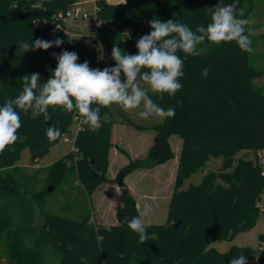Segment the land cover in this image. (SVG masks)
<instances>
[{"label":"trees","instance_id":"trees-1","mask_svg":"<svg viewBox=\"0 0 264 264\" xmlns=\"http://www.w3.org/2000/svg\"><path fill=\"white\" fill-rule=\"evenodd\" d=\"M76 0H0V106L15 98L23 87L22 78L39 73L46 82L57 66L53 53L75 52L78 63L88 61L90 68L112 67L113 45L136 54V41L152 30L148 21H180L195 31L198 25L211 22L208 12L219 0H124L119 4L96 1L102 21L97 51L88 39L74 40L58 26L57 16L65 13ZM239 0L245 17L250 10ZM233 0H223L232 3ZM44 22L41 28L39 23ZM109 25L114 29H110ZM131 32L132 39L123 34ZM56 38L50 37V32ZM255 47V39L246 29ZM63 40L60 47L47 51L36 49L21 53L19 45L36 39ZM207 51L200 56H186L182 89L174 96L162 98L149 93L161 107L175 109L174 117L163 118L151 127L153 144L143 159L130 161L114 179H108L113 108L101 109V127L93 132L82 126L73 140V150L47 168L46 184L60 185L73 173L88 196L103 182H114L120 190L121 207L116 225L105 227L90 222V215L80 220L55 214L36 218L32 202L39 204L43 191L28 195L16 180V163L27 147L34 165L55 145L78 118L75 112L49 108L51 119H36L21 113L19 139L0 153V264H229L241 254L247 261L257 257L264 264V234L258 247L232 246L225 252L211 247L216 238L232 241L239 233L250 231L264 220V86L251 81L264 75V66L253 67L250 54L235 41L215 44L205 41ZM208 68L207 77L202 75ZM121 123L144 129L121 116ZM56 126L61 136L50 141L48 127ZM181 140L172 194L166 220L161 224H145L148 240L141 243L128 221L140 216L136 201L124 178L137 168H153L174 157L170 137ZM242 151L254 158L237 157ZM222 158L221 167L206 173L199 184L180 189L183 181L206 166L211 158ZM92 161V163H91ZM90 167L100 172L93 176ZM21 182V181H20ZM177 228L173 224L178 223ZM52 257V258H51ZM3 260V261H2Z\"/></svg>","mask_w":264,"mask_h":264},{"label":"clouds","instance_id":"clouds-1","mask_svg":"<svg viewBox=\"0 0 264 264\" xmlns=\"http://www.w3.org/2000/svg\"><path fill=\"white\" fill-rule=\"evenodd\" d=\"M238 5L239 0L227 4L219 0L208 9L211 22L206 26L198 25L195 31L180 21L153 17L148 21L150 33L136 41L137 53H127L114 44L111 57L115 65L102 70L90 68L88 61L78 63L79 56L75 52L53 53L57 66L47 81L41 82L39 73L24 76L22 91L0 106V153L19 139L21 113H30L32 119L43 115L44 120L49 121V108H61L75 112L80 125L97 133L101 127V109L114 104L126 111L141 109L138 115L143 119L174 117L175 109L158 105L149 90L162 98L164 94L174 96L182 89L180 79L184 75V59L178 53H184L185 57L200 56L207 51L200 47L205 41L215 44L235 41L242 51H254L246 34V26L252 21L244 18V9ZM123 34L132 39L129 30ZM62 43L60 38L54 41L36 39L31 44H20L19 50L21 53L36 49L47 51ZM208 74L209 69L204 68L202 75L207 77ZM46 135L50 141H55L60 138L61 131L59 127L50 126ZM148 214L146 206L140 216L127 222L141 243L148 240L147 226L141 216ZM229 264H247V257L241 254L232 258Z\"/></svg>","mask_w":264,"mask_h":264},{"label":"rangeland","instance_id":"rangeland-1","mask_svg":"<svg viewBox=\"0 0 264 264\" xmlns=\"http://www.w3.org/2000/svg\"><path fill=\"white\" fill-rule=\"evenodd\" d=\"M78 1V0H76ZM75 1V2H76ZM105 3H111L113 0H103ZM252 0L246 1L244 8L247 7L248 3ZM257 2L255 6L254 14L247 17L251 20L252 26H258L262 20H264V4L261 3L262 0H254ZM262 5L257 8L258 5ZM85 8L90 9L91 4L84 5ZM252 10V9H251ZM44 22L38 24L37 27L41 28ZM257 33L254 32L253 35ZM69 35L74 40L82 39V31L80 29L71 30ZM253 48L254 51L250 54L249 62L253 67L261 68L264 66V38L259 39ZM255 86L262 87L264 86V75L257 77L251 81ZM147 87L146 85H142ZM149 92H151L149 90ZM113 118L118 119L119 112L116 108H120L119 105H112ZM116 110V111H115ZM115 111V112H114ZM130 115L137 124H151L159 123L163 118L150 117L148 119L141 118L138 113L139 109L129 110ZM121 119V117H119ZM77 124L73 122L69 127L70 132L66 133L55 145L51 146L48 152L38 161V163L32 165L30 161V153L27 147H23L20 154V159L16 163V180L20 183L22 190L26 191L28 195H31L34 192L43 191L41 197H39L38 202L41 206L32 202L30 207V212L36 217H40L43 214H55L59 216H64L74 220H80L86 215H90V222L99 225H105L98 214L93 213L94 203L91 200L92 198L88 196L83 188L80 186L77 175L73 173L66 180H64L60 185L56 186L48 182L46 184L47 177V168L53 164L55 161L65 156L67 153L73 150V134L76 131ZM134 130V129H133ZM170 144L173 150V153L181 145V140L177 136H171ZM237 157H250L254 158V154L246 151H242L237 154ZM174 158V157H173ZM170 159V165L173 163L174 159ZM259 159L264 160V153L258 155ZM168 162V161H167ZM222 164V158H211L206 166L202 168L197 173H194L185 181H183L180 189L184 190L190 185H197L200 183L202 177L208 172H216ZM114 179V178H113ZM166 174L161 173L158 175L157 179V192L159 193V209L151 217H142L145 224H161L166 220L165 214V204L169 203V200L166 202L165 197L168 198L169 193L173 190L174 179L169 185L166 183ZM111 180V179H110ZM21 181V182H20ZM104 184H113L114 182H103ZM166 183V185H165ZM52 188V190H49ZM261 207H264V201L260 203ZM163 209V211H162ZM108 220V219H107ZM264 234V220L260 219L257 224L250 229V231L236 234L232 241H228L224 238H216L211 242V247L215 248L219 252H225L229 250L232 246L240 247H251L256 249L258 247L259 235ZM52 258V257H51ZM3 261V260H2Z\"/></svg>","mask_w":264,"mask_h":264},{"label":"crops","instance_id":"crops-1","mask_svg":"<svg viewBox=\"0 0 264 264\" xmlns=\"http://www.w3.org/2000/svg\"><path fill=\"white\" fill-rule=\"evenodd\" d=\"M123 1L124 0H113V2H111L110 4H119ZM261 3L264 4V0H262ZM254 5H257V2L252 0L245 8L250 10L247 17L254 14ZM261 6L262 5L260 4L257 8ZM262 13H264V11H262ZM259 23L260 24L258 26H252L251 23L246 26L248 33L253 36L256 42L259 39L261 40V38H264V20ZM256 31L257 33L253 35ZM116 110H118L119 115L117 117L118 119H114L112 117L115 123L112 125L111 129L112 146L110 148L109 164L106 172V177L108 179H113L118 171L122 167L127 165L130 161L145 158L147 156L149 148L153 144V139L156 134V132L151 127H153L157 123H149L147 125L137 124L133 120L129 111L124 110L121 106L118 109L116 108ZM140 110L141 109H139V111ZM121 116H125L136 125L144 127V129H137L134 126L128 125L126 123H121V119L119 118ZM180 146L178 147L177 152H174V160L171 165L170 161H168L153 168H137L124 178L130 194L136 201L139 215H141L146 206L149 208V214L147 216H141V218L151 217L159 209L158 201L160 198H158L159 193L157 192L158 175H160L161 173L166 174V178H168L166 180V183H168L167 185H169L170 183L172 185V181L173 179H175L176 169L178 166ZM171 194L172 192L169 193L168 198L165 197L166 202L170 200ZM90 197L92 198L91 200L95 205L93 206V213L95 215L98 214L101 221L105 224H102V226L110 227L116 225L117 221L115 214L117 209L121 207V201L119 198L120 190L118 185L116 183H102L96 188V190ZM168 204L169 203L165 204L164 215H167Z\"/></svg>","mask_w":264,"mask_h":264},{"label":"built area","instance_id":"built-area-1","mask_svg":"<svg viewBox=\"0 0 264 264\" xmlns=\"http://www.w3.org/2000/svg\"><path fill=\"white\" fill-rule=\"evenodd\" d=\"M96 1L97 0H78L73 3L65 13L58 14L57 20L59 22L58 26H61L67 33L72 29H80L82 31L81 38L88 39L90 46L98 51V38L102 27V21L98 18L99 8ZM86 4H91L90 9L84 7ZM109 28L112 30L114 29L111 25H109ZM50 37L55 39L56 34L52 31L50 32ZM74 122L77 124L76 131L73 134L75 138V135L81 130L82 126L79 123V118H74ZM260 163L264 164V160L260 159ZM261 245L264 247V243ZM247 264H259V261L255 256L253 260L247 261Z\"/></svg>","mask_w":264,"mask_h":264},{"label":"water","instance_id":"water-1","mask_svg":"<svg viewBox=\"0 0 264 264\" xmlns=\"http://www.w3.org/2000/svg\"><path fill=\"white\" fill-rule=\"evenodd\" d=\"M91 163H92V161H91ZM90 170H91V172H92L93 176H95V177H97V178L101 176V173H100V172H97V171H95V170H94L92 167H90ZM49 190H52V188H49ZM178 224H179V222H178V223H175V224H173V228H177Z\"/></svg>","mask_w":264,"mask_h":264}]
</instances>
